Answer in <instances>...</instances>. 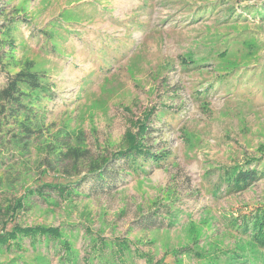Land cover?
I'll use <instances>...</instances> for the list:
<instances>
[{"label": "rangeland", "instance_id": "1", "mask_svg": "<svg viewBox=\"0 0 264 264\" xmlns=\"http://www.w3.org/2000/svg\"><path fill=\"white\" fill-rule=\"evenodd\" d=\"M0 8V89L31 66L55 94L38 134L0 128V264H264V0ZM103 163L117 179L102 191ZM238 170L258 178L231 189Z\"/></svg>", "mask_w": 264, "mask_h": 264}, {"label": "trees", "instance_id": "2", "mask_svg": "<svg viewBox=\"0 0 264 264\" xmlns=\"http://www.w3.org/2000/svg\"><path fill=\"white\" fill-rule=\"evenodd\" d=\"M0 15H3L2 8H0ZM12 29V23L8 26H5L6 33L11 32ZM3 53L4 52L2 51V55ZM6 78L7 79L5 85L0 89V128L6 129L7 132H14L15 129L19 128L22 132L27 133L30 136L38 134L39 131L34 130L38 128V122L40 119L37 113L38 111L35 110L36 105H41V96L48 97L50 101L55 100V94L52 93L53 86L52 84L48 83V80L50 78L36 71H32L31 66L25 67L15 74H7ZM142 153L144 152L139 151L135 153H120V157L125 160V166L123 169L125 171H132V167L134 166L137 169L142 168V165L136 163L139 159L146 160V154ZM60 155L63 157V160H76L80 157L79 151L70 147L66 150V152H62V154ZM106 164L107 163H103L92 166V171H90L89 173V176L93 177L95 185H102V191L109 187L108 181L113 184L117 179L115 172H113V170L107 169ZM257 175V172L254 170L235 171L234 174L231 175L234 177L231 180L234 181L229 184V187L231 189H242L248 184L256 181V179L258 178ZM54 188L55 190H53V193L54 191L60 193L59 187H51L49 189ZM41 189L42 188H40V190ZM77 190L80 191L78 188L75 189L72 187L71 189H68V192H64L66 191V189L62 190L61 194L63 196H72L76 195ZM163 214L164 212H162L161 215ZM153 219H155V221ZM153 219H150V217L143 219L142 228L163 229V227H165L163 222L164 219L160 218V220L156 217H153ZM158 219L160 220L158 221L159 224H156ZM252 221L254 223L253 229L256 228L260 231L263 228L264 230V214L257 215L255 217V220ZM173 224L174 223H170L169 225L173 226ZM259 233L260 236L256 235L255 237H253V240L264 246V234H262V231H260Z\"/></svg>", "mask_w": 264, "mask_h": 264}]
</instances>
